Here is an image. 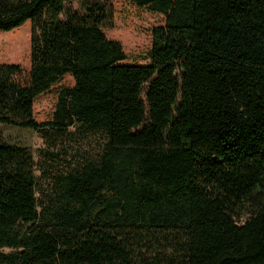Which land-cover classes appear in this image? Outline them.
Masks as SVG:
<instances>
[{
  "label": "trees",
  "instance_id": "obj_1",
  "mask_svg": "<svg viewBox=\"0 0 264 264\" xmlns=\"http://www.w3.org/2000/svg\"><path fill=\"white\" fill-rule=\"evenodd\" d=\"M131 1L165 18L146 64L123 63L100 0H0V32L31 23L0 125L104 137L40 211L30 152L0 138V264H264V0Z\"/></svg>",
  "mask_w": 264,
  "mask_h": 264
},
{
  "label": "rangeland",
  "instance_id": "obj_2",
  "mask_svg": "<svg viewBox=\"0 0 264 264\" xmlns=\"http://www.w3.org/2000/svg\"><path fill=\"white\" fill-rule=\"evenodd\" d=\"M100 3L105 7L108 16V22L102 28L103 32L108 39L121 43L126 55L123 63H148L152 29L164 25V16L139 8L131 0H100ZM72 6L80 11L77 4ZM30 32V22H25L9 32H0V64H17L24 72L28 71ZM72 86V78L66 75L48 92L38 96L33 105L35 120L48 124L60 90ZM0 138L10 144L25 147L30 152L39 211L49 208L55 200L58 180L86 163L95 161L104 144L102 135L80 126L57 131L46 125L33 131L0 125ZM246 219L248 212H243L240 222Z\"/></svg>",
  "mask_w": 264,
  "mask_h": 264
}]
</instances>
